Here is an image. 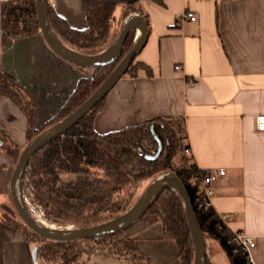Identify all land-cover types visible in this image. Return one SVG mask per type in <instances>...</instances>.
<instances>
[{
	"label": "crops",
	"instance_id": "crops-1",
	"mask_svg": "<svg viewBox=\"0 0 264 264\" xmlns=\"http://www.w3.org/2000/svg\"><path fill=\"white\" fill-rule=\"evenodd\" d=\"M8 1L0 0V72L34 98L41 128L92 69L58 56L41 33L8 37L2 23ZM48 4L71 26L86 27L81 0ZM140 5L148 36L135 62L151 73L141 67L136 76L126 73L120 78L95 118V130L104 134L161 117L182 121L190 157L199 169L226 170L214 184L213 208L219 216H228L231 232L254 238L253 262L264 264V132L256 130L257 117L264 114V0H142ZM187 11L198 20L182 23ZM27 126L22 111L0 96V127L22 149L28 143ZM13 167L0 152V215L12 214L14 207ZM135 237L146 256L160 264H181L180 250L163 223L150 224ZM206 250L212 263L230 264L217 242L206 240ZM0 264H39L32 243L1 218ZM80 264L133 263L93 255Z\"/></svg>",
	"mask_w": 264,
	"mask_h": 264
},
{
	"label": "trees",
	"instance_id": "trees-1",
	"mask_svg": "<svg viewBox=\"0 0 264 264\" xmlns=\"http://www.w3.org/2000/svg\"><path fill=\"white\" fill-rule=\"evenodd\" d=\"M141 1L81 0L86 22L84 29L71 26L49 4L48 19L57 38L68 48L86 55L98 54L115 40L120 25L130 14L143 12ZM3 10L2 23L11 39L41 33L35 0H11ZM119 10L120 16L117 18ZM128 36L119 59L93 68L90 76L80 79L67 103L41 128L36 125L39 110L34 98L22 85L0 72V96L9 98L26 117L28 142L72 114L103 84L130 51L136 31H131ZM135 59L127 74L136 76L141 67L151 73L147 66L135 62ZM107 96L74 127L34 153L22 181L23 194L27 192L33 201L43 207L48 220L87 229L128 211L138 200L137 192L145 182L150 181V185L163 175H175L182 180L189 194L205 239L217 242L230 264H251L246 251L233 243L234 234L220 220L215 209L198 207L201 177L207 170H200L192 157L185 154V148L189 145L183 122L161 117L100 134L95 130L94 122ZM21 150L22 147L0 127V152L17 162ZM177 160L184 165L176 168ZM64 173L80 177L77 180H64L61 178ZM96 180H103L104 185ZM0 218L5 225L22 232L30 243L40 242L39 254L46 263L61 261L62 264H78L84 255H103L126 258L133 264H160L139 251L135 237L140 229L156 222L163 223L166 235L176 242L181 264H193L194 261L195 250L183 199L180 193L170 188L162 192L135 224L102 239L49 241L34 233L22 220L7 213L0 215ZM99 244H109L110 249L105 252L96 247ZM206 264L214 263L207 257Z\"/></svg>",
	"mask_w": 264,
	"mask_h": 264
},
{
	"label": "water",
	"instance_id": "water-1",
	"mask_svg": "<svg viewBox=\"0 0 264 264\" xmlns=\"http://www.w3.org/2000/svg\"><path fill=\"white\" fill-rule=\"evenodd\" d=\"M38 24H40L41 34L45 38L50 49L58 56L71 64L80 66L82 68H98L106 66L110 63H114L119 59L123 52V47L128 39V35L131 31L138 32L139 36L135 38L131 45L130 51L127 55L119 61L115 70L105 79L103 84L95 90L92 95L76 110L63 119L57 125L47 128V130L41 132L32 138L30 142L21 150L19 160L15 166V170L11 176V197L13 204L19 218L28 226L34 233L38 234L45 240H52L58 242L64 241H79V240H93L102 239L109 236H113L121 230L126 229L141 218L153 205L162 192L170 188L173 191L180 193L183 199V204L186 211V218L189 225L190 234L192 236L194 245V261L193 264H206L207 263V250L206 239L202 233L200 223L197 221L194 208L191 205L189 194L182 180L175 175H163L162 181L160 178L153 181L143 195L135 202V204L129 208L128 211L122 213L120 216L107 220V222L100 223L91 228L81 229L73 227H53L34 220L25 204V197L23 195V178L27 171V167L34 153L48 143L54 141L60 137L66 131L75 126V124L83 119L89 112L99 104L103 98L117 85L120 78L127 73L132 61L141 52V49L145 46L147 40V23L138 13L130 14L124 21L120 31L116 35L115 40L98 54H83L76 50L68 48L65 44L57 38L55 32L52 29L51 23L48 19V0H35ZM159 182V186L154 189L155 183Z\"/></svg>",
	"mask_w": 264,
	"mask_h": 264
},
{
	"label": "built area",
	"instance_id": "built-area-1",
	"mask_svg": "<svg viewBox=\"0 0 264 264\" xmlns=\"http://www.w3.org/2000/svg\"><path fill=\"white\" fill-rule=\"evenodd\" d=\"M182 23L187 22L188 20L190 21H197L198 19L196 18V16L192 13L187 11V13H185L183 15V17L180 19ZM139 33H136V38L139 36ZM176 69L179 70L181 69V66H176ZM189 83H192L191 81H189ZM256 130L258 132L263 133L264 132V114L260 115L257 117L256 120ZM185 154L187 156H191L192 155V149H190V147L185 148ZM226 175V170L224 168L221 169H209L206 171V173L201 177V183H200V203L198 204V207L200 209H204L207 210L212 206V202L213 199L216 197V192L214 189V184L221 179L222 176ZM25 201L26 198H25ZM26 203V202H25ZM27 207V211H29L30 216L35 220H37L40 223L45 224L42 220H41V215L37 213V211L31 209L30 207ZM220 220H222L226 225H227V221H228V216L227 215H222L219 216ZM234 234V238H233V243H235L236 245L240 246V248L244 249L247 253L248 256V260L249 263L251 264H255L253 262V258L251 256V252L253 247L255 246V241L254 238L252 236H249L248 234H245L242 231H237V232H232Z\"/></svg>",
	"mask_w": 264,
	"mask_h": 264
},
{
	"label": "rangeland",
	"instance_id": "rangeland-1",
	"mask_svg": "<svg viewBox=\"0 0 264 264\" xmlns=\"http://www.w3.org/2000/svg\"><path fill=\"white\" fill-rule=\"evenodd\" d=\"M79 18H75V22H79ZM123 24L120 25L119 27V31L121 29ZM91 75V74H90ZM89 75V76H90ZM14 162V161H13ZM18 162V161H17ZM17 162H14V167L13 169L15 168ZM184 164L181 163L179 160H177L176 162V168L177 166L180 167V166H183ZM15 170V169H14ZM169 176H172V175H169ZM80 176L77 175V176H72V175H68V174H62L61 178H63L64 180H77V178H79ZM162 177L160 178L159 181H162ZM98 181L100 184L104 185V181L103 180H96ZM150 182V181H149ZM149 182H145L143 184V186L138 190L137 192V198L139 199L143 193L147 190V188L149 187ZM24 197L26 198L27 201H25L26 203V206H28V208L30 207L31 209L37 211L38 214L41 215V220L46 224V225H50V226H53V227H59V228H64V227H73L72 225H68L66 223L62 224V223H56V222H52L50 220H48V217H47V213L46 211L43 209L42 206H40L38 203H36L35 201H33L32 197L28 195L27 192L24 191ZM13 207V205H12ZM12 214L10 213H7L9 214L11 217L17 219V220H21L18 216V213L16 212L15 210V207H13V209L11 210ZM6 213H2L1 215H4ZM74 228V227H73ZM209 242H212V240H209ZM33 245V249L35 250V254L37 256V259H38V263L40 264H62L61 261H53V262H50V263H46L44 262L42 259H41V255L39 254V248L41 246L40 242L38 241H35V243H32ZM96 247H99V248H102L105 252H108V250L110 249V245L107 244V245H96ZM89 257L84 255L82 256L80 259H79V262L78 264H80L81 262H83L84 260L88 259Z\"/></svg>",
	"mask_w": 264,
	"mask_h": 264
},
{
	"label": "bare ground",
	"instance_id": "bare-ground-1",
	"mask_svg": "<svg viewBox=\"0 0 264 264\" xmlns=\"http://www.w3.org/2000/svg\"><path fill=\"white\" fill-rule=\"evenodd\" d=\"M158 186H159V182L155 183V185L153 187H154V189H156Z\"/></svg>",
	"mask_w": 264,
	"mask_h": 264
}]
</instances>
